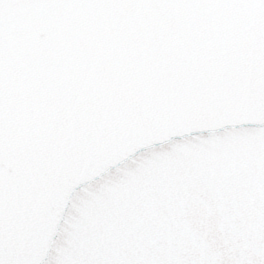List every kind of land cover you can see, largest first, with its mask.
<instances>
[{"label": "water", "instance_id": "water-1", "mask_svg": "<svg viewBox=\"0 0 264 264\" xmlns=\"http://www.w3.org/2000/svg\"><path fill=\"white\" fill-rule=\"evenodd\" d=\"M0 264H264V0H0Z\"/></svg>", "mask_w": 264, "mask_h": 264}]
</instances>
